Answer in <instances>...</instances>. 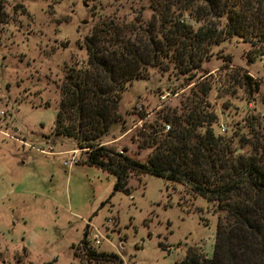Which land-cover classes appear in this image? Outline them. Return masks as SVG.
<instances>
[{"label": "rangeland", "instance_id": "374dc122", "mask_svg": "<svg viewBox=\"0 0 264 264\" xmlns=\"http://www.w3.org/2000/svg\"><path fill=\"white\" fill-rule=\"evenodd\" d=\"M140 14L152 18L149 0H0V264H94L84 240L120 257L111 264H178L190 249L213 256L220 218L213 203L150 174L132 175L130 193L113 196L114 174L82 163L86 155L73 139L52 140L65 76L88 61L87 36L106 17L131 22ZM252 50L232 39L213 47L204 64L201 80L222 79L230 65L261 82L252 103L241 90L236 97L233 90L211 93L230 135L251 115L264 125V62ZM176 80L173 70L151 69L148 79L135 81L120 104L126 130L118 127L104 143L147 162L150 126L192 87L163 100ZM51 148L54 154L40 152ZM74 153L77 163L66 164Z\"/></svg>", "mask_w": 264, "mask_h": 264}, {"label": "trees", "instance_id": "16d2710c", "mask_svg": "<svg viewBox=\"0 0 264 264\" xmlns=\"http://www.w3.org/2000/svg\"><path fill=\"white\" fill-rule=\"evenodd\" d=\"M149 8L150 20L106 17L87 36L88 61L65 76L52 140L73 139L75 151L86 155L82 163L114 174L113 196L130 193L132 175L150 174L213 203L220 215L213 256L190 249L178 264H264L263 121L251 115L235 133L217 134L219 116L210 101L216 89L233 90L234 97L241 90L243 100L255 102L261 82L230 65L222 79L201 80L211 49L226 41L242 40L252 54L264 55V0H149ZM151 69L176 73L179 85L169 89L175 95L192 87L179 107L162 110L150 126L153 153L142 163L104 140L118 127L126 130L124 94ZM82 244L94 264L120 260L88 240Z\"/></svg>", "mask_w": 264, "mask_h": 264}, {"label": "built area", "instance_id": "2783aa9c", "mask_svg": "<svg viewBox=\"0 0 264 264\" xmlns=\"http://www.w3.org/2000/svg\"><path fill=\"white\" fill-rule=\"evenodd\" d=\"M263 62H264V55H261L260 57H259ZM177 95L178 94H170V93H166V95H164L163 97H162V99L163 100H167L168 98H173V97H177ZM168 131H170V126H167L166 127V130H165V132H168ZM220 131L222 132V134H225V133H227V127H225L224 125H222L221 126V128H220ZM53 151V148H51L50 149V151L49 152H47V151H40V152H42L43 154H54V152H52ZM77 153H74L73 154V158H72V160L68 163H66V164H68V165H70V164H76L77 163V155H76ZM101 239H100V237L97 235L96 236V244L97 245H99L100 243H101V241H100Z\"/></svg>", "mask_w": 264, "mask_h": 264}]
</instances>
